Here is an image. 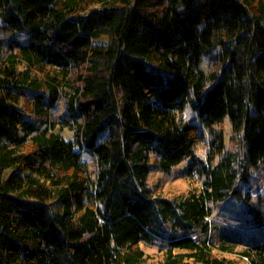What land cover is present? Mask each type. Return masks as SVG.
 <instances>
[{
    "label": "trees",
    "instance_id": "obj_1",
    "mask_svg": "<svg viewBox=\"0 0 264 264\" xmlns=\"http://www.w3.org/2000/svg\"><path fill=\"white\" fill-rule=\"evenodd\" d=\"M263 175L264 0H0V264H235L210 218L264 225Z\"/></svg>",
    "mask_w": 264,
    "mask_h": 264
},
{
    "label": "rangeland",
    "instance_id": "obj_2",
    "mask_svg": "<svg viewBox=\"0 0 264 264\" xmlns=\"http://www.w3.org/2000/svg\"><path fill=\"white\" fill-rule=\"evenodd\" d=\"M106 39V38H103ZM57 113L62 111V107L58 105L55 110ZM183 116L186 119H192L195 117V112L189 106L183 112ZM225 132L227 137H229L231 130L230 121L227 119L225 121ZM67 138L72 136L70 131L64 132ZM198 153L203 154V149H199ZM88 153H85V157ZM89 165L94 166V161L91 157H87ZM197 172L195 169L194 172ZM201 179L198 173L190 175L185 169V164L180 163L174 166L169 172H154L150 176L149 183L157 190L159 193L170 198H180L181 196L187 195L191 190L197 189ZM256 188L264 190V175L260 176L256 183ZM218 213H226L231 219H223L219 215L216 217H211L210 221L214 225L222 226L225 229V238H241L242 242L234 247L232 252H225L220 249L219 235L213 237L214 241V253L217 256H225L233 259L235 264H251L248 256L254 255L255 248L254 245L261 242L264 239V225L258 226L254 222V216L256 214L255 208L249 207L246 203L238 202L235 209L230 208H216ZM229 225V226H228ZM212 232V231H211ZM142 248L145 251L146 259L144 264H163L165 252L161 245L157 243H141ZM247 250L248 256L242 255V250Z\"/></svg>",
    "mask_w": 264,
    "mask_h": 264
}]
</instances>
